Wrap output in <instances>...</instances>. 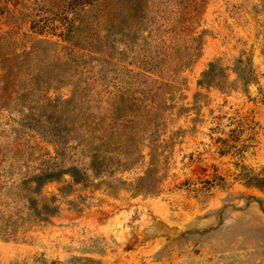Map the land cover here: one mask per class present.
Instances as JSON below:
<instances>
[{
  "label": "rangeland",
  "instance_id": "1",
  "mask_svg": "<svg viewBox=\"0 0 264 264\" xmlns=\"http://www.w3.org/2000/svg\"><path fill=\"white\" fill-rule=\"evenodd\" d=\"M101 134L118 188L49 183L60 212L0 237V264H264V190L238 177L264 167V0H0V167ZM152 143L162 192L136 194L121 181L145 175Z\"/></svg>",
  "mask_w": 264,
  "mask_h": 264
},
{
  "label": "trees",
  "instance_id": "2",
  "mask_svg": "<svg viewBox=\"0 0 264 264\" xmlns=\"http://www.w3.org/2000/svg\"><path fill=\"white\" fill-rule=\"evenodd\" d=\"M252 59L246 61L243 58L237 60V68L243 72V81L249 83L256 80V73L253 68ZM218 72V64L210 63V68L204 72L200 85L207 87L214 83ZM240 72V71H238ZM240 74V73H239ZM241 76V74H240ZM200 95V94H198ZM120 119H114L109 127L116 132L117 128H131L128 126L133 121L119 123ZM101 131L100 129H95ZM115 134H101L88 137H82L80 143L72 146L71 153L65 151H56L55 155H49V159L33 168L25 166L24 169L14 167H0V237L5 239L25 238L28 233L52 223L61 209L58 195L47 196L46 187L52 182H61L62 178L69 174L71 181L67 186L60 188L62 194H68V188L74 184H83L85 187L92 186L98 188L105 184L112 192L118 188V185L109 182L105 176H111L116 167L114 164L113 150L115 143ZM222 142L220 155L224 156L231 152L234 146L229 145L227 141L220 138ZM138 146V142L136 143ZM151 159L148 161V169L145 175L138 177L134 182L121 181L128 184L136 194L145 193L148 195H159L162 192L164 178L159 174L158 143H152L150 146ZM143 150V149H142ZM15 156L17 154L15 153ZM140 157L145 160L146 155L140 153ZM70 163H67L69 162ZM68 165H65V164ZM64 164V165H63ZM122 166V164H117ZM238 177L245 181L249 187H256L264 190V167L256 172L246 165L240 167ZM99 179L96 183L95 180ZM223 180L224 178L218 177ZM212 180H205L206 185L201 188H192L190 190L200 192L212 186ZM67 182V181H66ZM222 184H226L223 182ZM53 264H59L54 262Z\"/></svg>",
  "mask_w": 264,
  "mask_h": 264
}]
</instances>
